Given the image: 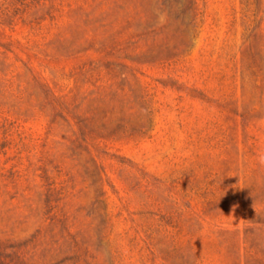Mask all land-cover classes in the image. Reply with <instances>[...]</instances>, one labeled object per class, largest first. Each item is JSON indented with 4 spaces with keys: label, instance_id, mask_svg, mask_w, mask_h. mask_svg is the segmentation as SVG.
I'll use <instances>...</instances> for the list:
<instances>
[{
    "label": "rangeland",
    "instance_id": "obj_1",
    "mask_svg": "<svg viewBox=\"0 0 264 264\" xmlns=\"http://www.w3.org/2000/svg\"><path fill=\"white\" fill-rule=\"evenodd\" d=\"M264 0H0V264H264Z\"/></svg>",
    "mask_w": 264,
    "mask_h": 264
},
{
    "label": "clouds",
    "instance_id": "obj_2",
    "mask_svg": "<svg viewBox=\"0 0 264 264\" xmlns=\"http://www.w3.org/2000/svg\"><path fill=\"white\" fill-rule=\"evenodd\" d=\"M256 159L259 165L264 166V150L257 152Z\"/></svg>",
    "mask_w": 264,
    "mask_h": 264
}]
</instances>
